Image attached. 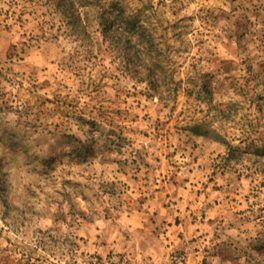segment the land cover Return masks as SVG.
<instances>
[{
    "label": "rangeland",
    "instance_id": "obj_1",
    "mask_svg": "<svg viewBox=\"0 0 264 264\" xmlns=\"http://www.w3.org/2000/svg\"><path fill=\"white\" fill-rule=\"evenodd\" d=\"M125 2L150 72L0 0V264H264V0Z\"/></svg>",
    "mask_w": 264,
    "mask_h": 264
},
{
    "label": "trees",
    "instance_id": "obj_2",
    "mask_svg": "<svg viewBox=\"0 0 264 264\" xmlns=\"http://www.w3.org/2000/svg\"><path fill=\"white\" fill-rule=\"evenodd\" d=\"M125 3V0H57L56 7L73 28L84 33H102L103 41L116 47L122 44L123 62L128 68L134 67L139 73L150 72L152 67L144 53L152 45H147L144 39L148 37L151 43L152 34L144 29V18L135 10L129 11Z\"/></svg>",
    "mask_w": 264,
    "mask_h": 264
}]
</instances>
